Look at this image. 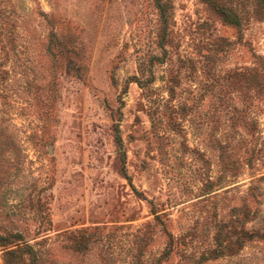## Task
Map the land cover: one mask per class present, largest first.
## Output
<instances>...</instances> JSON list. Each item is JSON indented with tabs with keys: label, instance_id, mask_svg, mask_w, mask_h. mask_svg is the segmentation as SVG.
Instances as JSON below:
<instances>
[{
	"label": "rangeland",
	"instance_id": "1",
	"mask_svg": "<svg viewBox=\"0 0 264 264\" xmlns=\"http://www.w3.org/2000/svg\"><path fill=\"white\" fill-rule=\"evenodd\" d=\"M0 235L264 264V0H0Z\"/></svg>",
	"mask_w": 264,
	"mask_h": 264
},
{
	"label": "trees",
	"instance_id": "2",
	"mask_svg": "<svg viewBox=\"0 0 264 264\" xmlns=\"http://www.w3.org/2000/svg\"><path fill=\"white\" fill-rule=\"evenodd\" d=\"M16 235L1 236L0 235V248L2 250V264H18L22 261V257L31 255V248L26 245H20L16 240Z\"/></svg>",
	"mask_w": 264,
	"mask_h": 264
}]
</instances>
